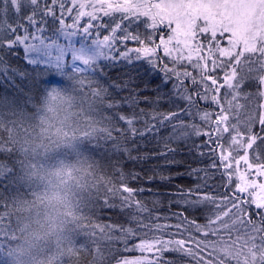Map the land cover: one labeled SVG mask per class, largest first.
Instances as JSON below:
<instances>
[{"label":"snow or ice","instance_id":"snow-or-ice-1","mask_svg":"<svg viewBox=\"0 0 264 264\" xmlns=\"http://www.w3.org/2000/svg\"><path fill=\"white\" fill-rule=\"evenodd\" d=\"M8 6L0 0V14ZM236 6L254 8L244 17L250 39L243 53L231 15ZM49 18L59 24L52 36L45 34ZM10 24L0 26V76L17 48L29 64L59 67L73 36L81 42L94 31L103 36L91 41L107 50V63L94 68L112 101L115 130L105 151L117 159L102 210L116 218L97 227L119 234L117 264H185L184 258L207 264L202 253L215 232L209 226L229 216L249 226L246 242L259 253L253 264H264V0H31ZM72 51L95 57L91 47ZM105 67L127 72L112 80ZM182 143L187 151L178 158ZM149 144L158 167L148 187L133 186L142 176L125 172L124 161L149 158L133 154ZM14 155L0 140V174H13ZM184 177L191 183L175 182ZM146 191L151 208L141 195ZM130 252L140 255H122Z\"/></svg>","mask_w":264,"mask_h":264},{"label":"trees","instance_id":"trees-1","mask_svg":"<svg viewBox=\"0 0 264 264\" xmlns=\"http://www.w3.org/2000/svg\"><path fill=\"white\" fill-rule=\"evenodd\" d=\"M29 5H31V0H9V6L4 13L0 14V26L5 29L10 27V21L14 22L20 15V9ZM71 22V19H67V23ZM58 28V21L53 22L49 18V26L45 34L52 36ZM247 31L248 27L245 23L238 39V42H243L245 46L242 53L249 50L250 38L246 35ZM97 38L103 39V36L95 31L91 37L82 42L81 35L73 36L71 47L59 67L29 64L23 48H17L15 55L6 58L5 66L8 67V71L0 76V112L10 108L24 118H34L39 114L42 96L49 90L54 92L56 86H63V90L70 93L78 102L81 112L86 117L83 127L84 134L70 147L58 150L53 157L58 156L72 161H87L95 169V187L83 198L78 227L71 234V239L81 250L78 255L83 257V264H117L119 249L122 247L119 234L109 231L107 228L101 231L97 227V225H105L111 222V219L116 218L112 210H102V201L110 195L108 188L114 179L115 161L117 159L105 151L106 146L110 147L108 139L112 136L115 125L109 114V105L112 101L108 98L109 94L105 84L94 68V65L107 63L105 59L107 50L95 48L92 44L91 40ZM59 42L65 45L69 43L63 35L59 36ZM82 46L91 47L94 50V59L72 51L73 48L78 50ZM129 46H132L131 42H129ZM30 55L34 56L35 54ZM13 69L18 70V72L14 73ZM139 71L143 72V69ZM104 72L112 80H116L124 77L127 69L105 67ZM132 75L135 76L136 73L133 72ZM155 84L156 81L154 80L150 84V88H154ZM192 139L198 138L193 136ZM0 140L12 145L15 152L13 159L16 161L15 171L11 176L0 174V216L3 217L0 219V264H8L7 253L14 245L16 230L10 205L13 195L22 190L19 184V175L25 161L11 142L9 132L6 129H0ZM181 148L184 150L178 154V158L184 156L187 151L183 143ZM153 151L152 144L142 146L140 153L134 152L133 154L141 156L148 154L149 158L141 159L138 162L124 161L123 169L125 172L136 171L142 176L139 182L131 181L133 186H149L147 176L152 174L150 170L158 167L157 159L151 158ZM179 170L183 171V166ZM175 182L190 184L191 179L184 177ZM158 183L157 180L152 186L155 187ZM141 195L148 203V207L151 208L152 193L146 191ZM166 207L167 202L165 201L164 207L160 208L159 211L163 212ZM195 215L199 223L206 222L200 211H197ZM246 227L249 226L238 221L233 223L232 216L219 220L215 225H210L209 229H215V232L207 238L209 243L202 253L207 259V264H253L259 253L250 251L251 242L250 240L246 242L244 235ZM122 255L133 258L139 256L140 253L130 252L122 253ZM174 255L167 253L166 258ZM184 260L185 264H194L190 258H184Z\"/></svg>","mask_w":264,"mask_h":264},{"label":"clouds","instance_id":"clouds-1","mask_svg":"<svg viewBox=\"0 0 264 264\" xmlns=\"http://www.w3.org/2000/svg\"><path fill=\"white\" fill-rule=\"evenodd\" d=\"M34 118L10 108L0 112V129L25 161L19 175L21 191L11 199L16 224L8 264H83L71 239L78 227L85 194L95 187V169L87 161L54 154L83 135L86 117L63 86L41 98Z\"/></svg>","mask_w":264,"mask_h":264},{"label":"rangeland","instance_id":"rangeland-1","mask_svg":"<svg viewBox=\"0 0 264 264\" xmlns=\"http://www.w3.org/2000/svg\"><path fill=\"white\" fill-rule=\"evenodd\" d=\"M173 12L176 11V9L172 10ZM254 11V8H248V7H241V6H236L233 8L231 15L233 16L234 21L239 25L238 31L237 33H235V35H237V42L238 39L240 37V31L242 29L243 26H245V13L247 12L248 16L250 17L252 12ZM172 14V13H169Z\"/></svg>","mask_w":264,"mask_h":264}]
</instances>
